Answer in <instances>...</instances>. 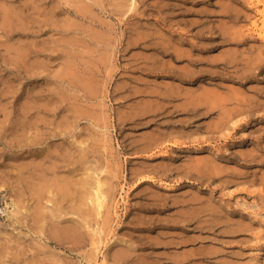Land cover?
Instances as JSON below:
<instances>
[{"label": "rangeland", "instance_id": "rangeland-1", "mask_svg": "<svg viewBox=\"0 0 264 264\" xmlns=\"http://www.w3.org/2000/svg\"><path fill=\"white\" fill-rule=\"evenodd\" d=\"M261 9L0 0V264H264ZM86 176L116 201L100 251L96 218L77 217Z\"/></svg>", "mask_w": 264, "mask_h": 264}, {"label": "bare ground", "instance_id": "bare-ground-1", "mask_svg": "<svg viewBox=\"0 0 264 264\" xmlns=\"http://www.w3.org/2000/svg\"><path fill=\"white\" fill-rule=\"evenodd\" d=\"M255 2H256V4L257 5H259V4H261L262 6H263V9H261V10H258L257 12H256V19H254V20H252L250 23H249V25H248V27H247V29L249 30V31H254L256 34H257V36L261 39V41H263L264 42V0H255ZM7 13L8 12H6L5 14L7 15ZM12 13V12H11ZM9 14V13H8ZM13 15V14H12ZM11 15H9L8 17H10ZM8 17H6L5 16V18H8ZM4 18V19H5ZM6 25H7V23H5ZM9 25V24H8ZM195 107V106H194ZM194 107H191V109L192 108H194ZM210 107V106H209ZM211 108V107H210ZM206 109V108H205ZM194 110V109H193ZM212 110V109H211ZM199 111V110H198ZM206 111H207V109H206ZM223 121V120H222ZM43 153V152H42ZM46 154V153H45ZM45 156V155H44ZM48 157V156H47ZM45 158H46V156H45ZM44 158V159H45ZM40 162H41V160H40ZM44 162V161H43ZM49 162H51V160L49 159ZM42 164V163H41ZM37 163H36V167H37ZM40 165V164H39ZM50 165H52V164H50ZM55 165V164H54ZM57 165V164H56ZM39 168H40V166H38ZM46 167V164H45V166L43 167V169ZM50 167V166H49ZM54 167V166H53ZM53 167H51V169H53ZM41 168H42V165H41ZM40 168V169H41ZM54 168H56V167H54ZM107 168H109V167H106L105 168V172L107 171L106 169ZM36 169V168H35ZM88 169V168H87ZM110 169V168H109ZM48 170H50V169H48ZM102 170V169H101ZM51 171V170H50ZM52 171H54V169L52 170ZM51 171V172H52ZM33 172H35V171H33ZM37 172H39V171H37ZM102 172H104V168H103V170H102ZM107 172H110V171H107ZM40 173V172H39ZM53 173V172H52ZM54 174V173H53ZM56 174V173H55ZM95 174V173H94ZM47 175V174H46ZM36 176V175H35ZM38 176V178L37 179H39L40 177H39V175H37ZM45 176V175H44ZM44 176H41V187L38 185L37 187H39L38 189H37V187L36 188H34V190H36V192L37 191H40L39 189H41V191H40V194L41 193H43L44 191V193H46V191H47V193H49L48 192V190H49V188H51L52 189V187L53 186H51L50 187V185H49V183L53 180V181H55L56 179H52L51 181H49L48 182V179L47 178H45ZM57 176H59V175H57ZM57 176H53V177H56L57 178ZM87 176H89V175H87ZM86 176V179L88 180V182H86V183H89L90 181V179H91V177H87ZM49 177V176H48ZM62 177V176H61ZM60 177V178H61ZM94 177H96V176H94ZM90 178V179H89ZM36 179V180H37ZM47 179V180H46ZM57 179H59V177L57 178ZM63 179V178H62ZM50 180V179H49ZM63 180H65V179H63ZM72 180V182H71V185H72V183H75L74 181H73V178L71 179L70 178V181ZM81 180V179H80ZM52 181V182H53ZM67 181H69L68 179H67ZM70 181H69V186H68V184H66V182L65 181H61L60 182V179L58 180V181H55V182H60L59 183V185H56L57 187H58V190L60 191V195L63 197V199L62 200H64V199H66V197L67 196H72V189L70 188ZM110 180H108V181H105V183L103 182V181H101V178H99V176L98 177H96V179H94V180H92V182H90L89 183V185H92V186H90V188H91V191H90V189H89V186H86V187H88L87 189H85L84 191L82 190V192L83 193H81V196H80V203L78 202V201H76L75 200V202H78L79 203V205H78V203H76L77 205H73V206H77L75 209H76V211L78 212L77 214H78V216L77 217H79V214H80V216L82 215V216H84L85 218H83V217H81V218H83L82 220L84 221V219H89V218H92V216L94 217L93 219H95L96 218V226L97 227H95L96 229H95V231H92V233H94V234H92V236H93V238L94 237H96L97 238V235H100L103 231H105L104 230V228H105V226H107V223L109 222L108 221V218H109V215H108V213L110 212V209L112 208V205L114 206L116 203V201L114 200V199H112L113 197H112V195H111V190H113V189H111L110 190V183L108 184L107 182H109ZM38 182H40V181H38ZM55 182H53V183H55ZM80 182H82V180L80 181ZM84 182H85V180H84ZM52 183V184H53ZM83 183V182H82ZM85 183V185H87ZM51 184V183H50ZM77 184H79L80 185V183H77V181H76V185ZM74 185V184H73ZM80 187H82V184L80 185ZM56 188V187H55ZM76 188V187H75ZM75 188H73V189H75ZM82 188H84V187H82ZM89 189V190H88ZM53 190V189H52ZM58 190H56L55 189V191L56 192H58L59 193V191ZM76 190V189H75ZM51 191V190H50ZM78 191H79V189H78ZM77 190H76V192H78ZM35 192V193H36ZM73 193H74V191H73ZM39 194V195H40ZM49 194H51V193H49ZM83 194V195H82ZM114 195H115V193H113ZM35 195H37L38 196V193L37 194H35ZM73 195H76L75 193L73 194ZM41 196V195H40ZM46 195H44L43 197H45ZM61 196H59V199H60V197ZM79 196H76L77 198H79ZM42 197V196H41ZM112 197V198H111ZM116 197V196H115ZM42 199V198H41ZM40 199V200H41ZM62 200H60V203H61V201ZM70 199L68 198V201H69ZM78 200V199H77ZM117 200V199H116ZM36 201H38V203H39V200H36ZM42 201H43V199H42ZM67 201V200H66ZM72 202H73V199H72ZM72 202H70V204L72 203ZM118 202V201H117ZM37 203V204H38ZM88 203H89V207H91V209H88ZM41 204V203H40ZM39 205V204H38ZM86 205V206H85ZM38 207V206H37ZM43 207V206H42ZM70 207H72V204H71V206ZM119 207V206H118ZM117 207V208H118ZM73 208V207H72ZM72 208H69V210H71V211H75V210H72ZM87 208V209H86ZM43 209V208H42ZM42 209H39L38 208V210H36L35 211V216H37V218L38 219H40V221L42 220L41 218H44L43 217V211H42ZM116 209V208H115ZM67 209H65L64 211H66ZM87 210H90V211H87ZM114 210V209H113ZM70 211V212H71ZM115 211V210H114ZM117 211V210H116ZM53 212V211H52ZM61 212H62V210H61ZM67 212V211H66ZM69 212V211H68ZM59 213V212H58ZM104 213H105V215L107 214V218H103V215H104ZM117 213H118V211H117ZM52 214V213H51ZM55 214H56V212H55ZM66 214V213H65ZM68 214V213H67ZM115 215H116V212L114 213ZM58 215V214H57ZM57 215H55V217L57 216ZM74 215H76V214H74ZM104 215V216H105ZM111 215V214H110ZM52 216V215H51ZM60 216H62L61 214H60ZM59 216V217H60ZM34 217V216H33ZM54 217V219L56 220L57 218H55ZM63 217V216H62ZM106 217V216H105ZM113 217H114V215H113ZM36 218V219H37ZM53 218V217H52ZM61 218V217H60ZM59 218V219H60ZM97 218L100 220V218H103V219H101L100 221L101 222H103L102 224L99 222V221H97ZM115 218H116V216H115ZM34 219V218H33ZM91 220V219H90ZM89 220V221H90ZM115 220V219H114ZM35 221V220H34ZM43 221V220H42ZM68 222H69V220H67ZM81 221V220H80ZM94 221V220H93ZM111 221V220H110ZM36 222V221H35ZM55 222H57V221H54V223ZM60 222V221H59ZM68 222H67V224H68ZM85 222V221H84ZM83 222V223H84ZM88 222V221H87ZM112 222V221H111ZM40 223V222H39ZM79 223V222H78ZM91 223V222H90ZM92 223H94V222H92ZM110 223V222H109ZM59 224V223H58ZM57 224V225H58ZM80 224V223H79ZM85 225H86V222L84 223ZM66 225V223H64V226ZM71 225V224H70ZM82 224H80V226H81ZM92 225V224H91ZM56 226V225H55ZM61 226V225H60ZM63 226V227H64ZM73 226V224L71 225V227ZM87 226H88V224H87ZM56 227H58L57 229H55V232H54V230L52 231V232H54V233H52V234H54V235H52V237L51 238H54L53 240H55V238L57 239V237L59 238H61V236H62V234H63V237L62 238H64V234L66 235V234H70V233H72L73 232V229L72 230H69L68 228H60L59 226H56ZM66 227H69L68 225L66 226ZM74 228L76 227L75 225L73 226ZM83 227V226H82ZM90 227V226H89ZM70 228V227H69ZM79 228V227H78ZM85 228V227H84ZM83 228V229H84ZM108 228V227H107ZM53 229V228H52ZM86 229V228H85ZM92 229V228H91ZM57 230V231H56ZM39 231H41L42 232V230H39ZM39 231H38V233H39ZM91 231V230H90ZM110 231H111V229H110ZM109 231V232H110ZM74 232H75V230H74ZM74 232L71 234L72 236L73 235H75V237H76V235H77V233L76 234H74ZM77 232V231H76ZM80 233L82 232V231H79ZM107 232V231H106ZM105 232V233H106ZM104 233V234H105ZM46 234V233H45ZM79 234V233H78ZM84 235V234H83ZM95 235V236H94ZM108 235V234H107ZM46 236V235H45ZM70 236V235H69ZM66 237V236H65ZM78 237H81V236H78ZM77 237V238H78ZM103 237H105L104 235H103ZM107 237V236H106ZM46 238V237H45ZM50 238V239H51ZM61 238V239H62ZM93 238L91 239V241L93 242ZM100 238V236H98V238L97 239H95V241L93 242V244H92V242H91V244H92V246H93V248H96V249H100V248H98V247H100V246H96V247H94V245H97V244H100L101 242L100 241H102V240H100L99 239ZM48 240H50L49 238H47ZM65 239H68V238H65ZM79 239H82V238H79ZM100 240L99 242L98 241H96V240ZM105 239V238H104ZM107 239V238H106ZM105 239V240H106ZM52 240V241H53ZM58 240H60V239H58ZM57 240V241H58ZM63 240V239H62ZM76 240V239H75ZM111 240V239H110ZM61 241V240H60ZM63 241H65V240H63ZM104 241V240H103ZM107 241V240H106ZM59 243V242H58ZM79 243H80V240H79ZM106 242H104V244H105ZM108 243V242H107ZM60 244H61V242H60ZM102 244V243H101ZM91 246V247H92ZM104 246V245H103ZM102 246V247H103ZM105 246H107V245H105ZM96 249H95V251H96ZM91 251L93 252V249H91ZM100 251V250H99ZM98 251V252H99ZM92 252H88L89 254L88 255H90ZM97 252V253H98ZM96 253V252H95ZM94 253V254H95ZM99 254V253H98ZM117 254H119V253H117ZM116 254V255H117ZM9 255V254H8ZM88 255H86V258H88V261H89V259H90V257L88 256ZM115 255V256H116ZM91 256H93V255H91ZM96 256H97V254H96ZM115 256H114V258H115ZM123 256H125V253H124V255ZM94 257V256H93ZM19 259V258H18ZM92 259V258H91ZM91 259H90V261H89V263L91 264V262L93 261V259H92V261H91ZM119 259V258H118ZM17 260V259H16ZM120 260V259H119ZM95 261V260H94ZM57 263V262H56ZM55 263V264H56ZM88 263V262H87ZM96 263V262H95ZM105 262H104V260L102 261V264H104ZM4 264H5V262H4ZM60 264V263H59ZM106 264V263H105Z\"/></svg>", "mask_w": 264, "mask_h": 264}]
</instances>
